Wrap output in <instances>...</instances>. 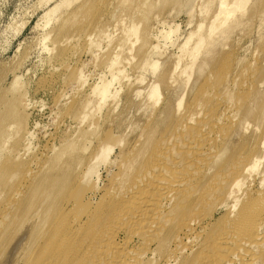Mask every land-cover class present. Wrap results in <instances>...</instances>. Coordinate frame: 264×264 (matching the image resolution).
<instances>
[{
    "label": "rangeland",
    "instance_id": "obj_1",
    "mask_svg": "<svg viewBox=\"0 0 264 264\" xmlns=\"http://www.w3.org/2000/svg\"><path fill=\"white\" fill-rule=\"evenodd\" d=\"M191 1H189V3H188V0H127V1L126 0H0V103H2V104L12 103L11 104L12 106H13V103L15 104L14 109H12V107H11L10 111L7 109H4L5 111L3 110L0 114V137L2 136V138H6L5 139L6 142L3 140V143H5L4 146H6V149H7V150L2 149L4 151V153H3V151L0 152V154L1 153L4 154V155L1 154L3 158L0 156V158H2V159H0L1 160L0 161L1 162L0 163V199H1L2 193L4 194V192H5V194L7 192L8 193L7 195H9V193H10L9 189H10V191H13V192L15 190H18V191L21 190L23 192L22 193L23 195L21 194L22 196H20V197H23V196H25L24 194H26V196L23 200H22V198L19 199L20 197L18 198V202H19V200H22L23 202L22 201H21V203L17 202L19 206L18 205L16 206L15 210H17V211H16V213H14V215H12L13 217L11 215H8L7 212H4V211H6L5 206L10 201V198H11L10 196H11L12 192L10 193L9 197L7 196V198H6V195L4 194L2 196V199L0 200V215H1L0 224H3V223H1V219H3L2 222H4V219L6 220L7 217H8L7 220L9 219L8 220L9 222L6 220L7 221L6 223L4 222L3 225H0V233L5 232V235H4L5 237L3 236V234L2 235L0 234L1 235L0 236L1 237L0 238V240H1L0 241V264H30L31 261L34 262V260L37 256L44 257L43 253H45V251L47 252V250H49V247L51 248L50 244L52 242L53 237L50 239V236H49L50 234L48 235L49 236V238H48V236H45L44 234H42V232L40 233V231L39 232L34 231L36 233V235L39 236L38 238H37V236H35V233H32V234H34L32 236L31 227L34 225V223L36 221L35 219H37V218H35V216H34L33 218H30L29 221H31V222H29L27 220L28 218L25 214L28 213V211L33 207V205H37V203L40 204V202H42L41 198H44L45 196L43 194H41L44 196V197L43 196L41 197V195H40L41 189L44 190L43 188L49 187L51 185V181H52L53 177L56 178L57 174H58V176H61L62 174L65 175V173L68 172L67 167H64L65 170H62L63 166H65L66 163H67L66 166L71 165L70 168L72 167V165L74 166V169H73V170H75L74 175H73V173L70 174V172L67 173L68 174L67 178L70 176L71 180L68 178V180L66 179L67 184H64L65 182L63 183V185L65 186V189L62 186L60 187L61 191H59L60 189H58V188L54 189L53 195L51 196V199L54 201H51V199H50L48 201V203L49 204L51 203V205H53L56 202L57 204L55 203L54 204L55 206L59 205V203H60L61 208L63 207L62 210L64 211L63 213H61L62 216H65V215L67 216L66 213H68V211L70 209H72L70 211H73L74 213L69 211L68 216L70 218H67L68 216L67 217L65 216L64 218H67L66 220L71 221L73 219L75 220L76 218L79 220V217H80L81 222H83V224H84V222L86 223L88 221L86 219L89 218L90 215H92V216L94 215V216L99 217V214H96V213H95L96 215L94 214V212H96V210L98 208V204L101 205V209H102L103 208L102 205H105L108 202L107 198L111 197V196L108 197V195H111V194L113 195L114 194L113 192H116L115 191L116 189L115 190L113 189V192H111V191H112V188H116L118 186L119 182L117 180L120 177H122L120 165H122V163L125 162L122 159H125V158L127 159V157H125V158H123V157L128 156V154L130 157L133 155V153H131V152L133 151L134 148H132V147H134L133 145L135 144V142H137V144H138L137 138H142L141 136L143 135V133L147 132L149 130V127L151 128L152 124L156 123V125H157L160 123L161 128H160V125H157V127L159 126V129H162V130L164 129V130H163V132H161L162 130H160V132H159V129H158L157 132L159 133V135H158V133L156 135L159 139L162 138V135H163V133L165 134V132L167 131V128L168 127L170 128V126L172 124L175 125V121L177 120L176 118L179 119L180 117H182L181 114L184 113L185 106L186 107L188 106L187 104H189L192 101V98H194L197 95L196 94L197 92H198V94L200 92L202 97L204 95L203 100L206 101L205 104H204V101L202 100V97L199 96V98L202 100L204 105H206L208 103L206 106V108H208V105L209 106L212 105L213 102L217 98H223V96H224L223 91L225 90V88H222V87H226V85L231 86V84L233 87H235V85H233V83L237 82L238 80H239L238 82L241 83L245 80V77H246V81H244V82H246V83L243 82L245 85L242 83L241 84H242V86L246 87L243 89H246V91L247 90L248 91L245 94L242 90H240V89L238 90L236 88V87H238L237 85L235 87L236 89L233 88L234 92H231L233 94L230 95V96H232V97H230V99H231V101L233 99H235L234 104L236 103L235 104L236 106L234 104L232 106H235L236 109H235V107H233L231 109L229 108L230 110H229V112H227V117L225 116L226 118H224L226 120L223 119L221 121V125L223 124V126H222L223 128L222 127H220V128L224 131V134H226V132H228L230 134V137H232V138L228 140L229 143H217L214 146H217V150L218 151L220 150V152H222L221 161H223V162L240 161L241 158H244L242 156L251 155L250 153L256 147V145H257L256 142L258 141V137H259V142L261 145H259V143H258V146L255 148L256 150H254L256 152L253 151L252 155H256L258 157L260 156L261 157L260 161H261L262 165H261V167H259L260 168L259 172L256 171V172L252 173V175H251L252 181H251V179H250V181L252 183V189L258 190L261 188V187L259 188V186L262 185L261 182L264 179L263 178L264 177V162H263V159H264V142H262L263 141L262 138H263V134H264V128H263L264 123H262V120H264V119L262 118V115H264V114H261V113L264 111V108L261 110L259 109L261 111L260 114H258L259 112H258L257 108H261L262 104L264 105V100L262 99V98H264V86H263L264 80H262V79H264L263 78L264 75H262V72H263L262 69L264 70V63H263V61H264L263 60L264 59V53H263L264 52V0H251V1L249 0V2L246 0L248 2V4L247 3H246L247 5L245 4L246 5L245 10L242 9V11H244V14H243V12L238 10V12H236V14L234 15L235 17L233 16V18H231V20L228 21L227 25H229L228 26L229 28L233 25L232 23H236L235 24L236 26L233 25L232 28L233 27L234 28L233 29L230 28L231 30L228 28L229 31H227L228 29L226 30V27H227V25H226V27H223V28H225L224 30H226V31H223L222 28H220L218 31H216V33H218V34H214V37H213V38H215V37L216 38L215 39L211 38L210 39L211 42L209 41L207 43V45L204 46V48L202 47L200 53L196 56L197 57V60L195 59L196 62H194L195 60L192 59V57H191V59L194 60L193 64L191 63L192 60L190 59V57H188V56H190V53L188 54V56H187V54H183L184 55V57H183L182 52L188 53L189 50H191V48H193L194 45L196 44L194 42L198 41L197 37H199V36L198 35L197 36L195 35L196 37L194 36L196 41L193 38L194 40H192V42H193V43H191L192 45L190 44L188 46L189 48H187L185 51L183 49H181V47H182V45H185L184 43H186V41H187L186 39L188 38L191 31L194 33L196 31L197 32L199 31L198 30L199 24H200V26L204 25L203 26L204 30L201 28L202 30H200V32H198V33L196 32V34L201 33V31L202 32L205 31V32H203V34L209 33L208 32V29H209L208 24H209V22H210V24H212L213 21L215 20L213 15H215L214 13H216V15L219 13L220 7H218V5L221 4L222 0H218V1L212 0L213 4H212L211 0H210V2H208L209 0H193L195 2H193V1L191 2ZM230 1L231 0H229L228 2L230 3ZM206 2H208V3H206ZM218 2H220V3H218ZM205 3L207 4L208 7L206 5H204ZM191 6H192L194 11L190 10ZM206 7L208 10L206 9ZM55 8H57V9H55ZM54 9H55V11L52 12ZM192 11H193V13H192ZM223 20H220V21H223ZM232 20H233V22H232ZM79 21H81V22H79ZM132 21L135 23L134 25H139L138 30L140 32L138 33L139 37L137 36V38H138L137 41H136V38L133 37L135 39L134 40L131 37L133 35V32L130 31V29L133 25V24H131ZM235 21H237V22H235ZM229 23L232 25H230ZM218 24H220V22H218ZM101 26H102V29L106 30V31L104 30L105 33L100 34V37H99V35H95V37L92 36V38H94V40H96V41H93L92 38H91L92 40L88 39V37H90L89 34H92L93 31H96L97 28H99ZM169 26L171 28H173V30H175L176 28L178 29V31L176 29V32H175L177 34L172 35L171 42H170V40H166V39L162 38L161 34L159 33L160 31L161 32L162 31H168L170 28ZM147 28H150V29H147ZM147 30H148V33H147ZM222 31L228 32V33H225L226 36L224 35V37L223 36L219 37L218 35L220 33H221L220 35L224 34ZM105 34H106V36H105ZM144 36H147L148 40L150 37L151 38L150 41H148L147 39H146V41H144L143 39L146 38ZM190 36H191V34H190ZM129 37H131L132 40H134L135 42L132 40H130V42H129L128 41ZM97 40H98V42H97ZM212 40H214V41L212 42ZM215 40H216V42H215ZM91 41H93V42H91ZM143 41L144 42L148 41V42L144 43ZM94 42H96V43H94ZM132 42H134V43H132ZM142 42L144 44H146L145 46H148V48H150V49H148V48L144 49L143 48L149 54L143 52L144 50L140 48V45ZM149 42L151 44L148 45ZM97 43H99V44H97ZM117 43H119L121 45L123 44L122 46L119 45V46H121V50H120V47L118 48ZM143 43H142L141 47H144ZM209 43H210V46L208 45ZM131 44H133V45H131ZM211 44H213V45H211ZM124 45H126V46H124ZM154 46H157L159 48V51H161V55H159V58L155 57V56H158V54L155 53V51H152V47H154ZM116 48H118L119 53H118V50ZM112 49H113V51H111ZM139 49L142 50L143 54L139 52ZM180 50L181 51L183 50V51L181 52ZM105 52L107 54L109 52L110 54H112L114 56L116 54L117 55L120 53L122 54V56H120L121 54L118 56H120L119 62H120V66H122V68H123L124 74L122 73L120 75L119 80L116 81L118 84L115 83L113 85V89L118 92L119 96L117 95L116 100H114L115 98L114 99L111 98L113 102L115 101L114 104L117 103L115 105L112 103L111 99H109L106 103L103 104L101 101H98V98L95 97L93 95V92L91 91V89H93V87H95L101 81V77H104V78L106 77L108 79H111L112 74L114 73L113 71H110L109 68L107 69V63H105V62L108 59V55L106 56V58H107L106 61L103 59V58H105V56H103V55H106ZM112 52H114V53H112ZM153 52H154V54H153ZM156 52H158V51H156ZM110 54H109V56H110ZM151 54H152V56L150 59ZM142 55H143V57H142ZM146 55H147V57H145ZM153 55L155 58L153 57ZM181 56L183 57V59L185 58L184 61H183ZM144 57L148 61H150L152 65L149 63L147 66L148 61L145 59L147 62L146 63L144 60ZM175 57H177V58H175ZM179 57H180V59H179ZM141 58H143V59H141ZM102 59H103V61H102ZM188 59H190V60H188ZM140 60L142 62H140ZM143 60H144V63H146V65H144ZM173 60H174V62H172ZM206 60H209L210 63H207ZM177 61H179V62H177ZM185 61L188 63H184ZM189 61H190V64H189ZM203 61L206 62V65L208 64L207 68L209 70L203 68V70L207 71V75H204V74H206L205 72H200V74L198 72L199 70L202 69V68H199V65ZM175 62L177 64H180V63H183V64L179 67ZM138 63L141 64L143 67L142 66L140 67V65H138L139 67L136 68V65ZM154 64L156 66L155 68H158L157 70L154 68ZM174 64L176 65L175 67L180 68L181 71L184 68L183 65H185L187 68H190V66H191L192 70H191V68H190V70L192 71V73H190V70H189V72H187L185 70L186 68H184V70L182 71V72L186 71L185 72L186 76H184L183 73L179 71V69L175 70L176 68H174ZM232 64H234V66H232ZM240 64L242 66H240ZM261 64H263V65L259 66ZM104 65H106V66H104ZM206 65H204V66L206 67ZM144 66H147V68ZM172 66H173V68H172ZM227 66L230 67V69ZM260 67H261V70H260ZM152 68H154L156 72L153 71ZM223 68L224 69L227 68V69H225V71L228 70L227 73H229V71H231V73H229V75L226 74V72L224 71ZM239 68H241V69L239 70ZM173 69H174V71H173ZM170 70H172V71H170ZM232 70H233V72H232ZM169 71H170L169 74H171V75L168 74ZM177 71H179V72H177ZM253 71L255 72V74L259 75V77H257V75H255V74H253ZM257 71H259V72H257ZM260 71H262L261 75H260ZM171 72H173L174 74ZM175 72H176V74H175ZM237 72H239V74ZM177 73H178V75H177ZM166 74H168L167 76H169V77H171L173 74L174 78L173 77H171V78H173V81L177 78V80L174 81L175 83L176 82L177 83L172 86V84H174V82L173 81H172L173 83L168 82V81H171L172 79L167 77ZM179 74L182 76H179ZM189 74H191V75H189ZM219 74H221L220 76H222L221 80H220V77H218ZM240 74H241V76H240ZM163 75H165V76H163ZM238 75H239V77H238ZM78 76H79V79L81 80V82H80V80H79V82H77ZM82 76H84V78H85L84 80H86V81L83 80V82H86V84H83V85H81V83H83L82 82ZM189 76H191L190 80L188 79ZM198 76H200V77L198 78ZM227 76H229V77H227ZM203 77H204V79H203ZM240 77H242V78H240ZM247 77H249V78L247 79ZM200 78H202L203 80ZM216 78L217 79L219 78L220 83L215 82L217 80ZM226 78H228L230 80H228ZM256 78H258V82L256 81L257 80ZM164 79L170 84L167 85V82ZM253 79H254V81H253ZM16 80L19 81L21 86L19 88H17L16 90H12V84ZM234 80H236V81H234ZM259 80H261L263 83H261V81H259ZM223 81H224V83H223ZM226 81H227V84H226ZM247 81H249V83ZM251 81H253V83ZM255 81L257 82L256 83L257 85L254 83ZM196 82H197V85H195ZM221 82L223 85L222 87H221ZM259 82L261 84V88H260ZM70 83H71V85H70ZM199 83H200V85H199ZM240 83H238V84L241 86ZM157 84L160 85L159 90H160V98L161 99L159 98V100H158L159 104H157L155 101H153L154 103L153 102L151 103L152 100L149 99V95L151 94L150 91L152 92V90H153L152 88H154L155 86H159ZM209 84L211 85V87L208 89ZM79 85L83 86V88L81 87L82 88L81 90H79L80 89ZM169 85H171L172 88H170ZM250 86H253L254 88H252ZM139 87H140V89H139ZM142 87H143V90H142ZM165 87H168L169 89L168 88L165 89ZM196 87L199 89H197ZM257 87H258V90L260 91V93L258 90H256ZM129 88H132V89L130 90ZM249 88L251 89V91ZM148 89H149V91H148ZM207 89H208V91H206ZM217 89H219V90H217ZM138 90H142V91H138ZM201 90H203V91L205 90L206 93H204ZM221 90H223V91H221ZM128 91L130 93H128ZM131 91L134 93H132ZM164 91L165 92L167 91V92L165 93ZM140 92H142V93L140 94ZM235 92H237V93H235ZM238 92L240 95L238 94ZM240 92H242V93H240ZM253 92H255L256 94L258 92V95L260 94L259 95L260 97L258 95L256 96V94H254ZM81 93H82V95H81ZM214 93L216 94V96ZM243 93H244V95H243ZM248 93H250V95ZM252 93H253V95H252ZM134 94H137V95H135V98H134ZM235 94L238 95V97H240L242 100H244V101L248 100V101L244 103V101L242 102V100L239 99L240 103L238 104V100L236 99ZM247 94L249 95V97ZM213 95L215 97H213ZM241 95H243L244 97L242 96L243 97L242 98ZM85 96H87V97H85ZM90 96L92 98H90ZM93 96L95 97V99L93 98ZM132 96H133V98H132ZM207 96L209 98H207ZM214 98H216V99H214ZM252 98L253 99L259 98L260 100H258V101H260V103L256 99L253 100ZM80 99H81V101L82 100L83 101L81 102ZM130 99H132V100H130ZM135 99H137V100H135ZM179 99L182 101V104L184 103L183 104L184 107L182 106L181 108H179L178 105H177V107L175 106ZM88 100H90V101L93 100V102L91 101L92 105L95 106L97 112L99 111L98 113H96V116L98 118L97 122H99V123H96V124H98V126L94 125L95 127L97 126V128H94V130H93L94 126L91 127V129L88 126H90L89 124L92 121V120H90L91 116L92 115L94 116L93 112H94L95 108H92L91 106L87 107V101ZM236 100H237V102H236ZM255 100H256V102H255ZM125 102L128 104H126ZM135 102H136L137 107L135 106ZM138 102H140V104ZM257 102H258V104H257ZM82 103H84V104H82ZM93 103H95V104H93ZM99 103H102V104H99ZM147 103H149V104H147ZM232 103H233V101H232ZM241 103H243V104H241ZM247 103L249 104V106H251V109H250V107H246V106H248ZM177 104H179V101ZM256 104L258 105V107ZM76 105H78V106H76ZM111 105L112 106L114 105L113 107L115 109H113V107ZM139 105H141V106H139ZM154 105H156V106H154ZM157 105H159V107L161 109L160 108L158 109ZM241 105H243V106H241ZM129 106H130V108H128ZM81 107H82V109H81ZM86 107H87V109H86ZM90 107L92 108L93 112L90 111L91 110ZM164 107H165V110H164ZM171 107H174V108L171 109ZM83 108H85V110ZM110 108H112V109H110ZM154 108H156L158 110V112H155V111H154L155 113L152 112ZM176 108L179 110L177 112L178 114H176V111H177ZM182 108H183V110H182V112H180ZM248 108L250 109V111H252V115H251L252 117L249 115L248 120L243 121V119L245 117H246L245 119H247L246 110L248 112V110H249ZM139 109H142V110L140 111ZM173 109H176V110L173 111ZM243 109H245V110H243ZM6 110L8 112H6ZM83 110L86 112H83ZM160 110L163 113L162 115H161ZM242 110H243V112H242ZM254 110H256L257 112H255ZM89 111H90V113H89ZM109 111H110V114H109ZM147 111H149V112H147ZM240 111L242 112L241 115H243V116H241L239 114ZM113 112H114V114H113ZM253 112L256 113V116L254 115ZM2 113H4V115ZM152 113H153V117L156 115L154 118L150 115ZM245 113H246V116H245ZM237 114H238V116H237ZM1 115H3L4 117H1ZM117 115H118V117H116V118L113 117V116H117ZM177 115H179V117H176ZM93 116H92V119H93ZM110 116H111V118L112 117L113 118L111 119ZM149 116L151 117V120L149 119L150 118ZM169 116L172 118H169ZM257 116H259L260 119H257L258 118ZM107 117H109V118H107ZM232 117L233 118L235 117V118L233 119ZM240 117L242 118L241 127L244 128V130L242 128L241 129L239 128V125L241 124V121H240L241 118ZM249 117L251 119H253L254 121L250 123L251 119H249ZM109 119H110V121H109ZM113 119L118 120L117 123L115 121H113ZM170 119H172V120H170ZM256 119H257V122H256ZM111 120L114 123L113 122L111 123ZM234 120L236 121L235 124L233 122ZM106 121H108V122L106 123ZM248 121H249V124L251 126L246 124V122L248 123ZM259 121L261 124L259 123ZM109 122H110L111 126L109 125V127H108ZM230 122H232V123H230ZM238 122H239V124H238ZM243 122H245V124L247 126ZM8 123H12L11 128L9 130H6V128H7L6 124H8ZM147 123L149 124L148 130L146 129L147 131L146 130L144 131L143 128L145 126L147 128ZM253 123H254V125H253ZM255 123H257V125ZM112 124H114V126ZM141 124L143 125V128H142ZM228 124L232 128L227 127ZM116 125L118 127H116ZM139 125H141L140 128H137V127H139ZM234 125H236L237 127L235 128ZM224 126H226L227 128ZM249 126H250V128H248ZM260 126H263V127H260ZM225 128H226V130H225ZM228 128L230 129V132L228 131L229 130ZM255 128L258 131L255 130ZM258 128L260 129V132H259ZM23 130H26V131H23ZM91 130L94 132L92 133ZM245 130L249 131L248 133L246 132L248 135L245 133V135L247 137L245 135H243L244 137L242 136V134H244L243 132H245ZM142 131H144V132L141 135ZM250 131H252V132H250ZM84 132L86 134H84ZM88 132H90L89 133L90 137L88 135L85 138L84 136L87 135ZM240 133H241V135H240ZM249 133L252 135H250ZM27 135H28V137H27ZM231 135H233V136H231ZM138 136H140V137H138ZM82 137L84 140L82 139ZM249 139L251 141H249ZM252 139H253V141H252ZM70 140L71 141L74 140V141L71 142ZM139 140H141V139H139ZM69 141L71 142V144H68V143H70ZM101 142H102V144L103 143L111 144V146H113L114 149L111 152V154L108 156V158L106 156L104 158V161H103V159H101L100 163L97 164V172H98L96 174L97 177H96V175H94L93 180H92L93 183L89 184L88 182H86L83 179V175L87 169V165H89L90 161L95 157L97 149L101 145L99 143H101ZM25 143L27 145L26 148H25V146H26ZM73 143L76 144V146ZM81 143H83V144H81ZM131 143H132V145H131ZM78 144H79V146H78ZM228 144H229V147H228ZM68 145H70L71 151L69 153H66L65 150L68 152V149H70L68 147ZM72 145L75 147L82 146L78 149L76 148L77 150L74 148L78 154L76 153V151H74ZM97 145H99V146H97ZM129 145H131V146H129ZM230 145H232V147ZM235 145H237L238 147H235ZM242 145L244 147H242ZM28 147H29V151L27 150ZM127 147H128V152H130L132 155H130V153L127 152ZM232 148H233V150H234V148H235V150L236 149L237 150L233 151ZM240 148L242 149V151L240 150ZM24 149H25V151H24ZM130 149H132V151H130ZM79 150H80V154H79ZM243 150H244V152H243ZM5 151H7L8 153ZM261 151H263V153ZM18 152H19V155H18ZM60 152L65 153V155L63 157H66V158L65 159L63 158V159L67 162L62 161L63 159L60 160V158H62V156H60ZM91 152H93L94 156H92ZM239 152H240V154H239ZM258 152H259V155H258ZM73 153L74 154L76 153L77 155H73ZM57 154L60 156V158ZM72 155H73V157H72ZM78 155H80V157L82 156V158L78 157ZM57 156H58V158H57ZM67 156H68V159H67ZM17 157H18V159H17ZM75 157L76 158L78 157L77 158V160H79L78 163H77V160L74 161L76 159ZM88 157H90L91 159H89ZM237 157H239L238 160H237ZM11 158H12V160H11ZM56 158L59 159L60 161H62V163L59 162V160H55V161H58V162H55L54 159H56ZM87 158L89 160H87ZM72 159H74V160H72ZM83 159L87 163L85 161H83ZM80 160H82L85 163H82ZM53 161L55 162V164ZM70 161H73L74 163H77V164L82 163V167L84 166L85 169L80 170L81 165L76 164L77 166H79V169L77 167V169L79 170L78 171L77 169H75L76 165H74V163L70 164V165L68 164V163H71ZM52 162H53V164H52ZM57 163H59V164L57 165ZM85 164H87V165H85ZM36 165H37V167H36ZM41 165H42V167L39 168V166H41ZM48 165L50 167H51V165H53L52 168H54V167L56 168V165L58 166V168H60L62 166V169H57L58 172H56L57 171L56 169L55 170H51L52 168L49 169ZM59 165H60V167H59ZM119 166H120V168H119ZM43 167H45L46 169H43ZM70 168H69V171H71ZM259 168H258V170H259ZM42 170H44L42 172L43 175H46L48 178L45 176L42 177L43 176V175H41L42 173L40 174V172ZM46 170L47 171L50 170L49 172L52 171L51 172L52 175L47 174L48 172ZM59 170H61L62 172H60ZM73 170H72V172H73ZM33 171L35 174H33ZM81 171H83V173H81ZM257 172H258V174L256 176ZM78 173H80V174L77 176ZM48 175L51 176V181L47 180L50 178ZM71 175H73V176H71ZM253 175H255V177H253ZM34 177L37 179V182H34L35 181V180H33ZM252 177L256 178V179H253ZM23 178H25V179H23ZM26 180H28V181H26ZM83 180H84V182H83ZM94 180L95 181L97 180L96 183ZM253 181L256 182V183L254 182L255 183L254 185H253ZM20 182H21V186L18 185V183L20 184ZM38 182H39V184H38ZM79 182L82 183L83 185L79 184ZM29 183H33V184L30 185ZM34 183H36V184H34ZM75 183H77V184H75ZM115 183H117V184H115ZM11 184H12V186H11ZM37 184L39 186L42 185V187H40L39 190L35 188L34 190L33 189L30 190V192H29L30 186L35 187V185L37 186ZM23 185H24V187H23ZM27 185H29V186H27ZM73 185H74L75 189L72 187ZM39 186H37V188ZM76 186H78L80 189ZM84 186L86 188H84ZM262 186L264 187V183ZM21 187H23V188H21ZM27 187H29V189H27ZM25 188L27 189V191ZM71 188H72V191L70 190ZM73 190H75V191H73ZM76 192L78 194L80 193V195L77 196ZM71 196H74V197H71ZM82 196H83V198L80 199ZM4 197L7 199L8 202L5 200ZM74 198H76V200ZM77 198H79L80 201ZM76 201L78 202V204ZM29 202H30V204H29ZM104 202H105V204H104ZM5 203H6V205H5ZM25 203L29 204V207H28L29 209L27 208L28 204H26V206H25ZM86 203H88V204H86ZM67 204H69V205H67ZM75 204L77 205V208L74 207ZM66 205H67V209H66ZM85 205H88L89 207L86 209ZM20 206L25 207V208H22L24 212H21L22 209ZM80 206H82V207H80ZM205 206L203 207V209L209 208L208 210L212 211V209H213L215 211V214H214L215 217L213 219H211V218L207 219L205 222L206 224L204 223L201 226V228L209 226L210 224H214L216 222V220H218L221 216H223V214L225 215L227 212V211H224V209H225L224 207H220V208L218 207V209H217V206L214 205V207L211 206L212 207V209H211L209 207L210 206L209 204H208V208H207V205H205ZM26 208H27V212L25 211ZM68 208H69V210H68ZM82 208L84 210L85 209L86 210L84 211ZM20 209H21V211H20ZM73 209L74 210L77 209V210L74 211ZM78 209H80L81 213L84 212L85 214L82 213L83 214L82 215L81 213H79ZM203 209L201 211V213H202L201 215L211 212V211L205 210V211H207V213H206ZM92 210H95V211H92ZM203 211H204V213H203ZM1 212H4L6 218L4 215H2L3 213H1ZM23 213H25L24 216H23ZM78 213H79V215H78ZM86 216H87V218H86ZM58 217H60V218H58ZM14 218H17V220L16 219L14 220ZM18 218L24 220V222H22V220H20ZM49 218L51 220V218H52L51 213L49 214ZM25 219L28 222L25 223V221H26ZM60 219H61V216L60 215L56 216V214H55V217L53 216V220H51V222L52 221L54 222V223L52 222L54 224V226H52V227L58 228V225H60V223H58V222L61 221ZM11 221H13L14 224L11 223ZM91 221H92V219H91ZM89 222H90V220L87 222L85 227H87V225L90 224ZM9 223H10V225H8ZM31 223H32V226H31ZM7 225L9 226V228L7 227L8 230L6 229V227H5V230L2 229V228H4V226H7ZM11 226H12L13 230L11 229ZM49 226H50V224H48V227ZM48 227L46 225V229L43 228V233L46 232V235H47L48 231H49V233L51 232V234L53 232V230L51 229L52 227L51 226L49 228ZM214 227H216V226H214ZM18 228L21 230H18ZM201 228H199L198 231H201ZM9 229H11V231H9ZM48 229H50V230H48ZM2 230H3V232H1ZM26 230H29L28 233ZM44 230H45V232H44ZM69 230L70 229H68V231ZM213 230H215V229H213ZM8 233H10V235ZM127 234L128 233L126 231L121 232L117 237V241L118 242L121 241V243H122L126 239L125 237L129 236ZM22 235H25V236H22ZM29 235H31L30 236L31 239L29 238ZM8 236L9 237L11 236V237L9 238ZM34 236H35V238H34ZM7 239H8V241H7ZM26 239H28V240H26ZM30 240H35V244H34V241H30ZM19 241L20 242L22 241V244L24 242H26L23 245L25 247H23L21 243L19 246H17L18 244L16 245V243ZM139 241H140L139 238H137L136 236H133V240L129 246L130 250L135 251V250L141 249V245H140L141 241L140 242ZM48 242H49V244H48ZM137 246H139V247H137ZM131 247H132V249H131ZM136 247H137V249H136ZM150 249L151 250L157 249L156 244L155 245L153 244ZM151 253L152 252L150 251V253L148 254V257L151 258V260L155 259V261H151L152 264L153 263L157 264L158 261H159L158 264H162V263L163 264H167V263L169 264L170 262H171L170 264H177L176 261H178V260H179L178 262L182 261V259L180 260V259L174 257L173 261L166 262L165 261L166 258L165 259H164V257H163V259L160 258V257H162V255L159 257V255H160L159 251H158L159 254H155L157 256H155L154 254H153L154 255L153 256V255H151ZM29 255L34 260H32L29 257ZM158 258H160L161 260Z\"/></svg>",
    "mask_w": 264,
    "mask_h": 264
},
{
    "label": "bare ground",
    "instance_id": "obj_2",
    "mask_svg": "<svg viewBox=\"0 0 264 264\" xmlns=\"http://www.w3.org/2000/svg\"><path fill=\"white\" fill-rule=\"evenodd\" d=\"M189 1H191V0H188V3H189ZM213 1L211 0L212 4H213ZM228 1L227 0H222L221 4L218 5V7H220V11H219V13L217 12L218 13L217 15H216V13H214L216 16L213 15L214 19H215L213 21V23L210 24V22H209L210 25L208 24V26H209V29H208L209 33L208 34L204 33L205 34L204 35L203 32H205V31H203V32L201 31L202 34L201 33L196 34L197 31L195 33L192 32V31H191L192 33L190 32L191 36L189 34L190 37L188 36V38L186 39L187 40L186 43H184L185 45H182L181 49H183L185 51L187 48H189L188 46L191 43H193L192 40L195 39L194 38L195 35L199 36V37H197L198 41L194 42L196 44L194 45L193 48H191V50L188 49L189 50L188 53H184V52H182L183 50L182 51L180 50L182 52V56L183 57H184L183 54H187V56H188V54L190 53V56H188V57H190V59L192 57V59H194V60L196 59L197 60L196 56L200 53L202 47L204 48V46L207 45V43L210 41L211 38L212 39L216 38V37L213 38L214 34H218V33H216V31H218L220 28H222L223 31H226L229 28L228 27L229 25H227L228 21H230L231 18H233V16L236 14V12H238V10L243 12V14H244V11H242V9L245 10V6L249 2V0H247L248 2L246 0H233V1L231 0L230 3ZM193 2H195V1H193ZM208 2H210V0ZM208 2H206V3H208ZM206 3L204 5L207 6ZM218 3H220V2H218ZM207 7H206V9H207ZM191 8H192V6L190 7V10H193V8L192 9ZM55 9H57V8H55ZM55 9L52 12H54ZM193 11H192V13H193ZM220 20H223V21H220ZM79 22H81V21H79ZM218 22H220V24H218ZM232 22H233V20H232ZM235 22H237V21H235ZM131 24H133L131 29H130V31L133 32V35L131 37L132 38L133 37L136 38V41H137V39H138L137 36H138V33L140 32L138 30L139 29V27H138L139 25H134L135 23L133 21H132ZM232 24L235 25L236 23H232ZM232 24H230V25H232ZM226 25H227V27H226ZM203 26H200V24H199V27L197 26L198 30H199L198 32H200V30H202V29L204 30ZM232 26L230 28H232ZM223 27H226V30H224L225 28H223ZM147 29H150V28H147ZM176 29L173 30V28L170 27L168 31H162V32L160 31L159 33L161 34L162 38H164L166 40H170V42H171L172 35L173 34H177V33H175ZM229 29L227 31H229ZM104 30L105 29H102V26L97 28L96 31H93L92 34H89L90 37H88V39H91L92 36L95 37V35H99V37H100V34H104L105 33ZM177 31H178V29H177ZM147 33H148V30H147ZM223 33H222L223 35H220L221 34L220 33L218 36L219 37H221V36L224 37L225 33H228V32H223ZM106 34H105V36H106ZM131 37H129V39H128L129 42H130V40H132ZM144 37H146V38H144L143 40L146 41L147 36H144ZM92 39H93V41H96V40H94V38H92ZM150 39L151 38L149 37V40L148 39L147 40L150 41ZM134 40H132V41H134ZM93 41H91V42H93ZM195 41H196V39H195ZM213 41L214 40H212V42ZM97 42H98V40H97ZM134 42H132V43H134ZM147 42H144V43H147ZM215 42H216V40H215ZM94 43H96V42H94ZM142 43L140 45V48L141 49H143V48L147 49L148 46H145L146 44H144V43H143L144 47H141ZM97 44H99V43H97ZM117 44H118L117 45L118 48L120 47V50H121V46L123 44L122 45L119 44V43H117ZM149 44H151V43L149 42L148 45ZM119 45H121V46H119ZM131 45H133V44H131ZM208 45L210 46V43ZM211 45H213V44H211ZM124 46H126V45H124ZM118 48H116V49L118 50ZM141 49H139L140 53H142ZM148 49H150V48H148ZM111 51H113V49ZM152 51H155V53L158 54V56H155V57L159 58V55H161V51H159V48L157 46H154V47H152ZM156 51H158V52H156ZM143 52L148 53L146 50H144ZM112 53H114V52H112ZM118 53H119V50H118ZM109 54L110 53L108 52V54L106 53V55H103V56H105V58H103V59L106 61V59H107L106 56L108 55L107 61L106 62L104 61V62L107 63V69L109 68L110 71L114 72L112 74V78L108 79L106 77L105 78L101 77V81L95 87H93V89H91V91L93 92V95L95 97H97L98 101H101L103 104L106 103L111 98H113V99L115 98L114 100H116L118 92L113 89V85L115 83H117L116 81L119 80L120 75L124 72L123 68H122V66H120V62H119L120 61V56H122V54L121 53H120L121 55L118 54L120 56H118L117 54H116L117 56L116 55L114 56V55L110 54V56L112 55L111 57L109 56ZM153 54H154V52H153ZM151 56H152V54L150 55V59H151ZM142 57H143V55H142ZM145 57H147V55ZM145 57H144V60L146 59ZM153 57H154V55H153ZM183 57H182V59H183ZM175 58H177V57H175ZM103 59H102V61H103ZM141 59H143V58H141ZM179 59H180V57H179ZM184 59H183V61H184ZM190 59H188V60H190ZM144 60H143V63H144ZM146 60H145V62H146ZM194 60L191 61L192 64L194 62H196V60L195 61ZM179 61H177V62H179ZM206 61H207V63H210L209 60H206ZM140 62H142V61L140 60ZM172 62H174V60ZM204 62L205 61H203L199 65V68H202L201 69L202 71L199 70L198 72H199V74H200V72H205L206 74H204V75H207V71L203 70V68L209 70L207 68L208 64L206 65V62L205 63ZM146 63H144V65H146ZM149 63L151 64V62L148 61L147 66H148ZM184 63H188V62L185 61ZM263 63H264V61H263ZM182 64L183 63L177 64V65L180 67ZM189 64H190V61H189ZM234 64H232V66H234ZM138 65H140V67L142 66L141 64L138 63L136 65V68L139 67ZM204 65H206V67ZM262 65L263 64H261L259 66H262ZM104 66H106V65H104ZM147 66H144V67L147 68ZM175 66L176 65L174 64V68H176ZM183 66H184V68H186L185 70L187 72H189L191 66H190V68H187L185 65H183ZM240 66H242V65L240 64ZM155 67L156 66L154 64V68ZM230 67H228V68L230 69ZM154 68H152L153 71H155V69L156 70L158 69V68H155V69ZM172 68H173V66H172ZM184 68H183V70H184ZM177 69H179L180 72L183 71V70L181 71L180 68H176L175 70H177ZM225 69H227V68H225ZM225 69H224V71H225ZM240 69L241 68H239V70ZM191 70H192V68H191ZM191 70H190V73H192ZM233 70H232V72H233ZM260 70H261V67H260ZM170 71H172V70H170ZM170 71L168 72V74L170 73ZM173 71H174V69H173ZM179 71H177V72H179ZM186 71L182 72L184 76H186V74H185ZM227 71L228 70H226L225 72H226V74L229 75V73H231V71H229V73H227ZM262 71L264 72L263 69H262ZM262 71H260V75H261ZM257 72H259V71H257ZM263 72H262V75H264ZM171 73H173V72H171ZM237 73L239 74V72H237ZM168 74H166V76ZM173 74H172L171 77L174 78ZM175 74H176V72H175ZM253 74H255L254 71H253ZM169 75H171V74H169ZM177 75H178V73H177ZM189 75H191V74H189ZM220 75L221 74H219L218 77H220V80H221L222 76H220ZM255 75H257V74H255ZM79 76H78V81L77 82H79V80H80ZM163 76H165V75H163ZM179 76H182V75L179 74ZM240 76H241V74H240ZM167 77H169V76H167ZM171 77H169V78L172 79V80L168 81V82H172L173 81V78H171ZM190 77L191 76H189V78H188L189 80H190ZM199 77L200 76H198V78ZM204 77H203V79H204ZM227 77H229V76H227ZM238 77H239V75H238ZM257 77H259V75H257ZM240 78H242V77H240ZM248 78L249 77H247V79ZM84 79H85L84 76H82V82H83ZM200 79H202V78H200ZM226 79H228V78H226ZM256 79H257L256 81L258 82V78H256ZM176 80H177V78L174 81H176ZM220 80L218 78L215 82H219L220 83ZM228 80H230V79H228ZM236 80H234V81H236ZM262 80H264V79H262ZM84 81H86V80H84ZM244 81H246V77H245ZM253 81H254V79H253ZM253 81H251V82L253 83ZM256 81L254 82L255 84L257 83ZM259 81H261V80H259ZM80 82H81V80H80ZM168 82H167V85L170 84ZM237 82L233 83V85H235V87L237 85L238 87H236V88L238 90L239 89L242 90L246 94V92L248 90L246 91V89H243V88H246V87L242 86V84H244L246 82H244V83L241 82L242 84L240 82H238V83L241 84V86ZM247 82L249 83V81H247ZM263 82L261 81V83H263ZM176 83L174 82V84H172V86L175 85ZM223 83H224V81H223ZM83 84H86V82L81 83V85H83ZM226 84H227V81H226ZM259 84H260V82H259ZM70 85H71V83H70ZM81 85H79L80 86L79 90H81L83 88V86H81ZM157 85H159V84H157ZM195 85H197V82H196ZM199 85H200V83H199ZM20 86H21V84L19 83L18 80H16L12 84V90H16ZM172 86L169 85L170 88H172ZM222 86L223 85H222V82H221V87ZM159 87H160V85L159 86H155L154 88H152L153 89L152 92L150 91L151 94L149 95V99L152 100L151 103L153 101H155L157 104H159L158 103L159 102L158 100L160 98ZM210 87H211V85L209 84L208 89ZM235 87H233L232 84H231V86L230 85H226V87H222V88H225L224 91L221 90V91L224 92L223 98H217L218 97L217 96L216 97L217 99L214 98L216 100L213 102L212 105H210V106L208 105V108H206L208 103L206 105H204L205 102H206V101L203 100L204 95L202 97L200 92H199V94H198V92L197 93L195 92L197 95L194 98H192V101L189 104H187L188 105L187 107L185 106V109H184L185 111H184V113L181 114L182 117H180L178 119L176 117H179L180 114L177 115L175 118L178 121L176 120L175 121V125L172 124L170 126V128L168 127L167 131L165 132V134L163 133L162 138H160V139L156 135L158 133L157 131L159 129V126L157 127V125H160V123L157 124V125H156V123L155 124L151 123L152 126H151V128L149 127V130H148V126H149L148 123H147V128H146V126L144 127L145 129L143 128V125L141 124L143 130L145 131L147 129L148 131L147 130H146L147 132L142 131L141 135H142L143 132L145 134L143 133L142 136L140 135L142 138H137L138 144H137V142H135V144L133 145L134 147H132V148H134L133 151H132V149H130V151H132L131 153H133V155L130 152H128V147H127V152L130 153V155H132V156L130 157L129 154L127 153L128 156H124L123 157V158L127 157V159L126 158H125L126 160L122 159V160L125 161V162L122 163V165H120L121 166L122 177H120L121 179L118 177L120 179V180L119 179L117 180L119 182V184H118L117 187L113 184L116 188H112V191H111V192H113V189L114 190L116 189L115 190L116 192H113L114 193L113 195L109 192L111 195H108V197H110V196L111 197L107 198L108 202L106 204H105L106 201L104 202L105 205H102L103 206L102 209H101V205L98 204V208L96 207L97 210H96V212H94V214L95 213L99 214V217L94 216V215H93L94 217L92 215H90V216L88 215L89 218H87V216H86V218H87L86 220H88V221L90 220V222H89L90 224H88L87 227H85V226H86L88 221L86 223L84 222V224H83V222H81V220H80V217H79V220L77 218L75 220L73 219L71 221L70 220H66L67 218H70L68 216V214H69V211L72 210V209L69 210V208H68L69 211H68V213H66L68 217L65 215L67 218H64L65 216L61 215V213L64 212L62 210L63 207L61 208V205H60L59 202L58 203H59L60 206L59 205L55 206L54 204L56 202L53 205H51V203L50 204L48 203V201L51 199V196L53 195L54 189H57V188L60 189L61 186L64 187V189H65V186L63 185V183L65 182L64 184H67L66 181L68 180V178L71 180L70 176L67 178V176H68L67 173L70 172V174L73 173V175H74V171H75V170H73L74 166L72 165V167L70 168V166H71L70 164H73L74 162L70 161L71 163H68L70 166H68V165L66 166L67 163L66 164L64 163L65 166H63V169H62V166L60 167V165H59L60 168H58L57 165L59 163H57L56 168L55 167L52 168L53 165H51V167L48 165L49 169L52 168L51 170H55V169L56 170L57 169L65 170L64 167H67V169H68L67 171L68 172H66L65 175L62 174L61 176H58V174H57V176L55 175L56 178L53 177L52 181H51V176L48 175L50 178L47 179V180L51 181V185L49 187H47V188H43L44 190L41 189V193H40V195L43 194L45 197L43 195H41V197L42 196L44 197V198H41L42 202H40L41 201L40 200L39 201L40 204L37 203L38 206L37 205H33V207L31 206L32 208L30 207L31 209L28 211V213H26V212H27V208L29 207L30 202H29V204L25 203V206H26V204H28V205H27V208L25 210L26 214L23 213V216L25 214L28 219L26 217L25 218L28 221L30 220V218H33L34 216H35V218H37V219H35L36 220L35 223L33 222L34 223L33 226H32V223H31V226H32L31 227L32 232L30 231L31 234L35 233L34 231H36V232L40 231V233L42 232V234H44L45 236H48L50 234L49 235L50 239L53 237L52 242L50 244L51 248L49 247V250H47V252L45 251V253H43L44 257L37 256L35 258V260H34L29 255V257L32 260H34V262L31 261L30 264H152L151 261H155V259L151 260V258L148 257V254L150 253V251L152 252L151 255H153V254L155 255V254H159L160 253L159 257L162 255V257H160V258H162V259H163V257H164V259L166 258V260H165L166 262L173 261L174 257H176V258H178L180 260L182 259V261H180V262H178L179 260L176 261L177 264L178 263L179 264H264V187L262 186L263 183H264V179L261 182L262 185L259 186V188L260 187L261 188L258 189V190L252 189V183H251V181H252V179H251L252 173L256 172V171L259 172L260 171L259 167H261V165H262L261 161H260L261 157L260 156L258 157L256 155H252V152L254 150H256L255 148L258 146V143H259V145H261L260 142H259V137H258V141L256 142V144H257L256 147L254 148V150H252V152L250 151L251 155L242 156L244 158H241L240 161H229V162L228 161H226V162L221 161L222 152H220V150L219 151L217 150V146H214L217 143H229L228 140L232 138V137H230V134L228 132L225 131L226 134H224V131L220 127L223 126V124L221 125V121L224 118L227 117V112H229V110L231 108L236 106L235 105L236 103L234 104L235 99L232 100L233 103H232V101L230 99V97H232L230 95L233 94L231 92H234L233 88L236 89ZM250 87L254 88L253 86H250ZM166 88H168V87H165V89ZM260 88H261V84H260ZM129 89L131 90L132 88H129ZM139 89H140V87H139ZM197 89H199V88H197ZM208 89L206 91H208ZM142 90H143V87H142ZM142 90H138V91H142ZM217 90H219V89H217ZM256 90H258V87H257ZM148 91H149V89H148ZM201 91H203V90H201ZM250 91H251V89H250ZM203 92L206 93L205 90ZM128 93H130V92L128 91ZM132 93H134V92H132ZM141 93L142 92H140V94ZM235 93H237V92H235ZM240 93H242V92H240ZM244 93H243V95H244ZM253 93L256 94L255 92H253ZM253 93H252V95H253ZM259 93H260V91H259ZM238 94H239V92H238ZM248 94L250 95V93H248ZM81 95H82V93H81ZM135 95H137V94H134V98H135ZM243 95H241V97ZM249 95H248V97H249ZM257 95H258V92H257L256 96ZM87 96H85V97H87ZM94 96H93V98L95 99ZM199 96L202 97V100L204 101V104H203L202 100L199 98ZM208 96H207V98H209ZM215 96H216V94H215ZM215 96L213 95V97H215ZM235 97L238 100V104H239L240 103L239 99H241V98L238 97V95H236ZM90 98H92V97L90 96ZM132 98H133V96H132ZM180 99L178 100L179 104H177L178 103V101H177V103L175 105L176 107L178 105L179 108H181L183 106V104H184V103L182 104V101ZM254 99H256V98H254ZM262 99L264 100V98H262ZM130 100H132V99H130ZM135 100H137V99H135ZM237 100H236V102H237ZM256 100L258 101L260 99L258 98ZM256 100H255V102H256ZM80 101H81V99H80ZM91 101L93 102V100H91ZM91 101L90 100L87 101V107L91 106L92 108H95V106L92 105ZM111 101H112V99H111ZM243 101L244 100H242V102ZM247 101H244V103L247 102ZM114 102L112 101L113 104H114ZM258 102L260 103V101H258ZM258 102H257V104H258ZM102 103H99V104H102ZM138 103L140 104V102H138ZM149 103H147V104H149ZM11 104L12 103H4V104L0 103V114H1V112L4 109H7L9 111H10L11 107H12V109H14V105L15 104L13 103V106ZM82 104H84V103H82ZM93 104H95V103H93ZM115 104H117V103H115ZM126 104H128V103H126ZM233 104L235 106H232ZM241 104H243V103H241ZM76 106H78V105H76ZM135 106H136V102H135ZM139 106H141V105H139ZM154 106H156V105H154ZM157 106H158L157 108L159 109L160 108L159 105H157ZM241 106H243V105H241ZM261 106H262L261 108H257L258 105L256 107L258 109V112H259L258 114H260L261 113L260 110L264 108L263 104ZM87 107H86V109H87ZM246 107H250V109H251V106H249V104ZM92 108H91V110L90 109L89 110L92 111ZM128 108H130V106ZM172 108H174V107H171V109ZM81 109H82V107H81ZM83 109L85 110V108H83ZM110 109H112V108H110ZM113 109H115V108L113 107ZM176 109H173V111H175ZM235 109H236V107H235ZM250 109L248 110V112L246 110L247 119H245L246 118L245 117L243 119V121L248 120V116L252 115V111H250ZM7 110H6V112H8ZM84 110H83V112H86ZM139 110L141 111L142 109H139ZM164 110H165V107H164ZM182 110H183V108L181 109L180 112H182ZM243 110H245V109H243ZM243 110H242V112H243ZM256 110H254V111L257 112ZM90 111H89V113H90ZM154 111L158 112V110L156 108H154L152 112H154ZM178 111L179 110L177 109L176 114H178L177 113ZM98 112H97V110L95 108L94 112H93L94 116L92 115L93 119H92V116H91L90 120H92V121L89 124L90 126H88V127H90V129L94 125L98 126V124H96V123H99V122H97L98 118L96 116V113H98ZM114 112H113V114H114ZM147 112H149V111H147ZM242 112L240 111L239 114L241 115ZM246 113H245V116H246ZM2 114L4 115V113H2ZM109 114H110V111H109ZM162 114L163 113L161 111V115ZM261 114H264V111ZM3 115H1V117H4ZM150 115L153 117V113L150 114ZM254 115L256 116V113H254ZM237 116H238V114H237ZM241 116H243V115H241ZM113 117L116 118V117H118V115L117 116H113ZM257 117H258L257 119H260L259 116H257ZM107 118H109V117H107ZM110 118H111V116H110ZM169 118H172V117L169 116ZM262 118L264 119V115H262ZM149 119L151 120V117ZM249 119H251V118L249 117ZM257 119H256V122H257ZM170 120H172V119H170ZM224 120H226V119H224ZM241 120H242V118L240 119V121ZM251 120H250V123L254 121L253 119H251ZM109 121H110V119H109ZM113 121H115L117 123L118 120H116V119L114 120L113 119ZM113 121L111 120V123ZM260 121H259V123H260ZM107 122L108 121H106V123ZM233 122L235 124L236 121L234 120ZM230 123H232V122H230ZM243 123L245 124V122H243ZM262 123H264V120H262ZM11 124L12 123L6 124V127H7L6 130H9L11 128ZM238 124H239V122H238ZM246 124L250 125L249 121H248V123L246 122ZM255 124L257 125V123H255ZM109 125L111 126L110 122L108 124V127H109ZM112 125L114 126V124H112ZM141 125H139V127H137V126L136 127L140 128ZM236 125H234L235 128L237 127ZM241 125H242V121H241V124L239 125L240 129L242 128ZM253 125H254V123H253ZM97 126L96 127L94 126L93 130H94V128H97ZM250 126L248 128H250ZM116 127H118V126L116 125ZM224 127H226V126H224ZM227 127L232 128V127L229 126V124H228ZM260 127H263V126H260ZM160 128H161V125H160ZM226 128H225V130H226ZM256 128H255V130H257ZM242 129L244 130V128H242ZM160 130H162V129H159V132H160ZM163 130L161 132H163ZM23 131H26V130H23ZM228 131L230 132V129ZM85 132H84V134H86ZM90 132H88L87 135H85V136L83 135V136L86 138L89 135ZM93 132L94 131H92V133ZM246 132L248 133L249 131L245 130V132H243L244 134H242V136L245 135ZM250 132H252V131H250ZM259 132H260V129H259ZM158 135H159V133H158ZM240 135H241V133H240ZM250 135H252V134H250ZM140 136H138V137H140ZM231 136H233V135H231ZM27 137H28V135H27ZM89 137H90V135H89ZM5 139L6 138H2V136L0 137V152L3 151L2 149H6V146H4L5 143H3V140L5 141ZM82 139H83V137H82ZM139 139H141V140H139ZM262 140H263L262 142H264V134H263ZM73 141H71V142H73ZM249 141H251V140L249 139ZM252 141H253V139H252ZM71 142L68 143V144H71ZM26 143H25V145H26ZM81 144H83V143H81ZM99 144H101V145L100 146L97 145L99 147L97 149L95 157L90 161L89 165L85 164V165H87V169H86V171H85V173L83 175V179L86 182H88L89 184L93 183V181H92L93 177H94V175H96L98 173L97 172V164L100 163L101 159H103V161H104V158L106 156L108 158V156L111 154V152L114 149L113 146H111V144H107V143H103L102 144V142L99 143ZM74 145L76 146V144H74ZM131 145H132V143H131ZM131 145H129V146H131ZM75 146L72 145L73 149L74 148L78 149V148L82 147V146L78 147L79 144H78L77 147H75ZM230 146L232 147V145H230ZM26 147H27V145L25 146V148ZM68 147L70 149H68V152L65 150L66 153H69L71 151L70 145H68ZM228 147H229V144H228ZM235 147H238V146L235 145ZM242 147H244V146L242 145ZM75 149H74V151L77 150V149L76 150ZM27 150L29 151V147L27 148ZM232 150H233V148H232ZM234 150H235V148H234ZM240 150L242 151L241 148H240ZM24 151H25V149H24ZM5 152H7V151H5ZM61 152H60V156H62V158H60V156L57 154L59 156L60 160L63 159V158L64 159L66 158V157H63L65 155V153L63 152L64 153L63 154ZM243 152H244V150H243ZM254 152H256V151H254ZM261 152L263 153V151H261ZM3 153H4V151H3ZM76 153H77V151H76ZM76 153L75 154L73 153V155H77L78 154V153L77 154ZM91 153H92V156H94L93 152H91ZM1 154H0V156L2 157V155H4V154H2V155ZM79 154H80V150H79ZM239 154H240V152H239ZM18 155H19V152H18ZM73 155H72V157H73ZM258 155H259V152H258ZM58 156H57V158H58ZM68 156H67V159H68ZM78 157H80V155H78ZM2 158H0V159H2ZM57 158L54 159V161L55 160H59ZM77 158L75 160L74 159H72V160L76 161ZM80 158H82V156ZM88 158L91 159L90 157H88ZM88 158H87V160H89ZM238 158L239 157H237V160H238ZM17 159H18V157H17ZM64 159L62 161H65ZM11 160H12V158H11ZM60 160H59V162L62 163V161H60ZM80 161L82 163L86 162L84 159H83V161H85V162H83L82 160H80ZM53 162H52V164H53ZM55 162H58V161H55ZM55 162H54V164H55ZM65 162H67V161H65ZM78 162H79V160H77V163ZM263 162H264V159H263ZM77 163H74V165H76ZM82 163L81 164H77V165H81L80 170L81 169H85L84 166L82 167ZM77 165H76L75 169H77V167L79 169V166H77ZM120 166H119V168H120ZM36 167H37V165H36ZM40 167H42V165L39 166V168ZM45 167H43V169H46ZM69 168H70L71 171H69ZM258 168H259V170H258ZM72 170H73V172H72ZM43 171L44 170H42L40 172V174ZM49 171H47L48 173L47 172L46 173L52 175V173H51L52 171L51 172H49ZM59 171L62 172L61 170H59ZM56 172H58V170ZM258 172L256 173V176H257ZM81 173H83V171H81ZM33 174H35L34 171H33ZM79 174L80 173H78L77 176ZM41 175H43V173ZM73 175H71V176H73ZM44 176L47 177L46 175H43L42 177H44ZM96 177H97V175H96ZM253 177H255V175H253ZM23 179H25V178H23ZM250 179H251V181H250ZM253 179H256V178H253ZM33 180H35L34 182H37V179L35 177H34ZM84 180H83V182H84ZM26 181H28V180H26ZM96 181H95V183H96ZM254 182L255 181H253V185L256 183V182L255 183ZM117 183H115V184H117ZM29 184L32 185L33 183H29ZM34 184H36V183H34ZM38 184H39V182H38ZM38 184H37V186H39ZM75 184H77V183H75ZM79 184H82V183L79 182ZM18 185L21 186V182H20V184L18 183ZM11 186H12V184H11ZM27 186H29V185H27ZM37 186L36 185H35V187L34 186H30V189H29V187H27V189H29V192H30V190H32V189L34 190L36 188V189L39 190L40 187H42V185L39 186L38 188H37ZM23 187H24V185H23ZM23 187H21V188H23ZM72 187L74 188V185ZM76 187H78V186H76ZM84 188H86V187L84 186ZM27 189H26V191H27ZM70 190L72 191V188ZM59 191H61V189ZM73 191H75V190H73ZM9 192L10 193L12 192L11 196H10V193H9V195H7L8 193L6 192V194H5V192H4V194L6 195V198H7V196L11 197L10 198L11 202L10 201L8 202L7 199L4 197L5 200L8 202L7 205L5 203V205H6L5 208L6 209L5 208L4 209L6 211H4V212H7L8 215L12 216L17 211V210H15L16 206L18 205V203H21V201L25 198L26 194H24L25 196L20 197V196L23 195L22 194L23 192L21 190H19V191L15 190L13 192V191H10V189H9ZM4 194L2 193V196ZM79 195H80V193L79 194L77 193V196H79ZM2 196H1V199H2ZM71 197H74V196H71ZM18 198L19 199L22 198V200H19V202H18ZM79 198H77V199H79ZM82 198H83V196L80 199H82ZM74 199L76 200V198H74ZM80 199H79V201H80ZM51 201H54V200L51 199ZM77 204H78V202H77ZM86 204H88V203H86ZM208 204L210 205L209 207L211 209H212V207H214V205H216L217 209H218V207L219 208L220 207H224L225 208L224 211H227V212H226L225 215L223 214V216H221L218 220H216V222L214 221L215 222L214 224H210L209 226L201 228V226L206 222L207 219H209V218L213 219L215 217V215H214L215 211L213 209H212V211L208 210L209 209L208 208ZM67 205H69V204H67ZM67 205H66V209H67ZM205 205H207L208 209H205V208L203 209V207ZM23 206L22 207L20 206L21 209L25 208ZM74 207L77 208V205L75 204ZM80 207H82V206H80ZM85 207L87 209L89 206L85 205ZM21 209H20V211H21ZM98 209L99 210L101 209V210L99 211ZM202 209L204 211L208 210V211H211V212L207 213V211H205L207 214L201 215L202 214L201 213ZM75 210H77V209H75ZM78 210H79V213H81L80 209H78ZM92 211H95V210H92ZM204 211H203V213H204ZM4 212H1V213H3L2 215L5 216ZM21 212H24L23 209H22ZM70 212H73V211H70ZM50 213L52 214L51 220H53V216L55 217V214H56V216L57 215L61 216L60 220L62 222L61 221L58 222V223H60V225L57 224L58 228L57 227H55V228L52 227V226H54V224H53L54 222L52 221L53 222L52 223L50 218H49V214ZM79 213H78V215H79ZM82 213H84V212H82ZM0 218H1V215H0ZM5 218H6V216H5ZM7 218H6V220H7ZM58 218H60V217H58ZM15 219L17 220V218H14V220ZM18 219H20V218H18ZM91 219H92V221H91ZM2 220L3 219H1V223L4 224V222L6 223L9 219L7 221L4 219V222H2ZM20 220H22V219H20ZM27 220L25 221V223L28 222ZM22 222H24V220H22ZM29 222H31V221H29ZM11 223H13V221H11ZM3 224H0V225H3ZM48 224H50V226L52 227L51 229L53 230V232L51 234V232L49 233V231H48L47 235H46L45 230H44L45 233H43V228L46 229V225L48 227ZM8 225H10V223ZM8 225L4 226V228H2V229L5 230V227H6V229L8 230V228H9ZM214 226H216V227H214ZM199 228H201V231H198ZM11 229H12V226H11ZM11 229H9V231H11ZM68 229H70V230L68 231ZM213 229H215V230H213ZM18 230H21V229L18 228ZM48 230H50V229H48ZM26 231L28 233L29 230H26ZM123 231H126L128 233L127 235H129V236L125 237L126 239L121 243V241L120 242L117 241V237ZM1 232H3V230ZM0 234L1 235L3 234V236H4L5 232L4 233H0ZM8 234L10 235V233H8ZM33 235L34 234H32V236ZM22 236H25V235H22ZM30 236L31 235H29V238L31 239ZM35 236H37L36 233H35ZM35 236H34V238H35ZM49 236H48V238H49ZM133 236H136L137 238L140 239V241H141V244H140L141 245V249H138V250L134 249L135 251L130 250L129 246H130V244H131V242L133 240ZM38 237L39 236H37V238ZM26 240H28V239H26ZM7 241H8V239H7ZM30 241H34V244H35V240H30ZM20 243L22 244V241L21 242L20 241L17 242L16 245L18 244L17 246H19ZM24 243H26V242H24ZM24 243L22 244V246L24 245ZM48 244H49V242H48ZM153 244L154 245L156 244L157 249H155V250L154 249L153 250L150 249ZM23 247H25V246H23ZM137 247H139V246H137ZM137 247H136V249H137ZM131 249H132V247H131ZM158 251H159V253H158ZM155 256H157V255H155ZM160 258H158V259H160ZM158 263H159V261H158Z\"/></svg>",
    "mask_w": 264,
    "mask_h": 264
}]
</instances>
